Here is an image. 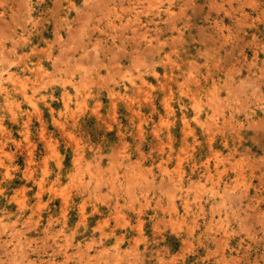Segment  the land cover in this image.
<instances>
[{
    "label": "clouds",
    "instance_id": "clouds-1",
    "mask_svg": "<svg viewBox=\"0 0 264 264\" xmlns=\"http://www.w3.org/2000/svg\"><path fill=\"white\" fill-rule=\"evenodd\" d=\"M0 264H264V0H0Z\"/></svg>",
    "mask_w": 264,
    "mask_h": 264
}]
</instances>
